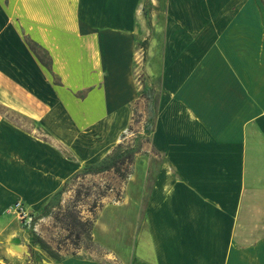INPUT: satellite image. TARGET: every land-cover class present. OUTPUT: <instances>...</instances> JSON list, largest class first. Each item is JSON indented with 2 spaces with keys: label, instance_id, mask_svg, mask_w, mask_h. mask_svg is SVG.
Instances as JSON below:
<instances>
[{
  "label": "crops",
  "instance_id": "crops-1",
  "mask_svg": "<svg viewBox=\"0 0 264 264\" xmlns=\"http://www.w3.org/2000/svg\"><path fill=\"white\" fill-rule=\"evenodd\" d=\"M142 94L150 147L104 206L112 217L94 222L93 240L101 227L117 244L104 257L264 264V0H0V264H29L10 251L12 205L40 211L108 156Z\"/></svg>",
  "mask_w": 264,
  "mask_h": 264
},
{
  "label": "trees",
  "instance_id": "trees-1",
  "mask_svg": "<svg viewBox=\"0 0 264 264\" xmlns=\"http://www.w3.org/2000/svg\"><path fill=\"white\" fill-rule=\"evenodd\" d=\"M27 43L40 62L50 68L47 53L35 42L28 40ZM38 50L47 60L41 58ZM127 136L124 133L100 163L87 165L70 176L40 211L30 213L33 225L36 220H48L46 235L32 231L31 243L49 258L59 261L65 256H76L82 249L95 248L92 231L97 213L108 199L121 200L135 157L140 153L132 146H124Z\"/></svg>",
  "mask_w": 264,
  "mask_h": 264
},
{
  "label": "rangeland",
  "instance_id": "rangeland-1",
  "mask_svg": "<svg viewBox=\"0 0 264 264\" xmlns=\"http://www.w3.org/2000/svg\"><path fill=\"white\" fill-rule=\"evenodd\" d=\"M39 55L42 59L46 60L45 54L39 52ZM141 62V58L135 56L133 76L135 81L137 80L136 83L141 80ZM149 103L150 101L147 96L145 94H142L139 99L133 104V106L131 107L132 116L131 122L129 124L130 129L128 130V127L125 132L128 136L124 141V146H132L140 152H148L150 147L149 132L151 128V121L153 119L154 109L151 108ZM8 116L20 126L28 130H34L35 133L39 134L40 136L44 137L47 134V132H44L43 128L39 126V124L36 122L27 119H22L14 114H8ZM101 161L102 160L98 161L95 164H98ZM113 202L114 201H112V199H108L104 206H106V204H112ZM104 206L101 208V210L97 213L96 216V219L98 218V221L101 224L103 223V221H107L108 216L112 217V215L110 214L112 213V210L109 208L104 209ZM11 218L15 223L14 225L16 231L13 236L8 238V243L10 244V251L20 256L25 253L24 255H26V261H29V264H41L42 260H46L45 255L47 254L37 248V245H33L31 243L32 231H35L36 233H39L42 236H45L46 233L44 229L48 225V220H36L35 225H33L31 217H29V219L21 220L13 212H11ZM95 235V248L93 250L82 249L78 253L85 257L89 256L90 258L95 259L99 264H117L115 260H109L108 258L104 257L103 251L99 248L102 247V244H105V246L108 247L109 242L112 247H117V244L114 243V240H112L114 238L112 236L107 237V233L104 234L101 227L95 230ZM15 240L18 245L22 246L23 249L21 252L16 253V251L12 249V245L14 244L13 241Z\"/></svg>",
  "mask_w": 264,
  "mask_h": 264
},
{
  "label": "built area",
  "instance_id": "built-area-1",
  "mask_svg": "<svg viewBox=\"0 0 264 264\" xmlns=\"http://www.w3.org/2000/svg\"><path fill=\"white\" fill-rule=\"evenodd\" d=\"M11 212L21 220L29 219L30 217V213L20 202H16L12 205Z\"/></svg>",
  "mask_w": 264,
  "mask_h": 264
},
{
  "label": "bare ground",
  "instance_id": "bare-ground-1",
  "mask_svg": "<svg viewBox=\"0 0 264 264\" xmlns=\"http://www.w3.org/2000/svg\"><path fill=\"white\" fill-rule=\"evenodd\" d=\"M13 245H12V249L14 250V251H16V253H18V252H21L22 251V246L21 245H18L17 243H16V240L15 241H13ZM23 253V252H22Z\"/></svg>",
  "mask_w": 264,
  "mask_h": 264
}]
</instances>
